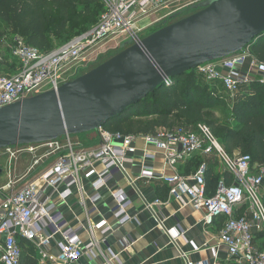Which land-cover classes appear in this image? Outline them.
<instances>
[{
  "label": "built area",
  "instance_id": "2783aa9c",
  "mask_svg": "<svg viewBox=\"0 0 264 264\" xmlns=\"http://www.w3.org/2000/svg\"><path fill=\"white\" fill-rule=\"evenodd\" d=\"M103 12L98 22L86 33L47 54L27 46L22 38L1 39L9 56L18 64L11 75L0 74V109L30 99L40 94L57 91L73 81L80 71L87 73L92 58L100 44L111 37L127 36L133 43L141 41L136 23L150 17L159 9L167 10L178 0H100ZM248 64L246 72L239 69ZM85 74V73H84ZM196 74L208 82L219 81L230 95L249 85L251 76L264 85V63L258 62L249 50L232 57L206 64L196 69ZM171 80L166 81V86ZM95 146L85 148L71 142V136L29 146H17L0 150V168L5 183L0 185V264H20L22 249L18 239L35 247L37 264H80L87 256L95 260L103 240L94 238V230L101 236L111 231L102 221L90 228L91 238L83 243L77 231L64 219L60 207L78 196L79 202L90 203L86 213L96 210L103 199V191L113 203L114 223L123 226L132 221L127 213L130 202L121 188L110 189L105 179L116 174L123 177L129 187L136 190L140 180L158 179L168 187V203L189 205L202 214L206 227L220 225L218 243L225 247L233 264H264V249L254 245L260 235L264 243V167L251 164V159L240 152L229 154L205 124L193 127L179 126L173 129H157L154 135L135 136L111 133L103 128L95 133ZM142 140L146 150L141 152V171L131 177L125 169L128 156L138 150L136 142ZM151 147L153 151L147 150ZM159 152L163 169L157 171L147 165ZM198 156L212 158L230 178L221 179L214 192L206 185L208 164L203 160L196 171L189 175L179 174L175 168L187 164ZM28 157L26 170L17 176L21 158ZM131 161V160H130ZM39 169L37 175L32 173ZM166 171H169L168 173ZM89 183L90 193L83 189ZM137 191V190H136ZM138 193V192H137ZM142 198V197H141ZM143 199V198H142ZM144 208L152 214V204ZM242 214L236 216V213ZM55 243L57 254L50 248ZM200 249H194L198 252ZM215 257V250L212 249ZM185 264H209L192 262L188 254H181ZM102 264H122L119 256L108 251Z\"/></svg>",
  "mask_w": 264,
  "mask_h": 264
},
{
  "label": "water",
  "instance_id": "95a60500",
  "mask_svg": "<svg viewBox=\"0 0 264 264\" xmlns=\"http://www.w3.org/2000/svg\"><path fill=\"white\" fill-rule=\"evenodd\" d=\"M82 76L0 109V150L98 132L166 81L247 50L264 34V0H205ZM0 168V175H1Z\"/></svg>",
  "mask_w": 264,
  "mask_h": 264
},
{
  "label": "trees",
  "instance_id": "16d2710c",
  "mask_svg": "<svg viewBox=\"0 0 264 264\" xmlns=\"http://www.w3.org/2000/svg\"><path fill=\"white\" fill-rule=\"evenodd\" d=\"M102 12L100 0H0V23L5 29L2 37L9 40L20 37L27 46L47 54L61 47L58 42L67 36L95 25ZM75 15L81 17V21L73 20L78 25L72 29L71 20ZM248 50L258 62L264 63V34L255 39ZM12 63L6 62L5 72L0 73H16L18 64L14 59ZM243 90L237 93L229 122L208 120L205 117L208 109L222 105V101L211 94L207 85L199 84L193 70L171 79L170 85L155 90L102 128L111 133L146 136L154 135L160 128L193 127L206 122L229 154L240 152L250 157L252 165L264 167V85L250 82ZM194 162L197 169L201 160L195 158ZM224 177L230 183L227 173ZM217 183V179L206 176L209 192H214ZM262 189L264 192V182ZM256 238L262 241L260 235ZM20 240L17 242L22 247ZM260 249H264V243H260ZM20 264L36 263L21 252Z\"/></svg>",
  "mask_w": 264,
  "mask_h": 264
},
{
  "label": "crops",
  "instance_id": "0c3cea01",
  "mask_svg": "<svg viewBox=\"0 0 264 264\" xmlns=\"http://www.w3.org/2000/svg\"><path fill=\"white\" fill-rule=\"evenodd\" d=\"M248 64H245L239 70L246 72ZM199 84L207 85L211 94L216 96L217 93H228L219 81L207 82V80L198 75ZM203 82V83H202ZM245 87V86H244ZM244 87H241L240 90ZM239 90V91H240ZM239 93V92H238ZM96 135H90L91 145L85 148L95 146ZM138 152L133 156H128V162L125 169L131 177H137L141 171V152L146 150V145L142 140L136 142ZM147 150L153 151L151 147ZM156 159L148 162L147 165L154 167L157 171L163 169L161 161L162 155L157 152ZM208 164V177L215 178L219 182L225 179L224 172L220 171L219 165L212 159H203ZM195 158L193 159L195 161ZM131 160V161H130ZM177 166L175 170L179 174L189 175L196 171L195 162ZM23 164V165H22ZM19 162V175L26 170V164ZM22 166L24 167L23 170ZM167 173L169 171H166ZM222 172V173H221ZM2 178V174L0 175ZM5 178V177H4ZM1 182V180H0ZM110 189L121 188L124 191L126 199L130 202L127 213L133 218L130 223L119 226L114 223L112 218L113 203L103 191V199L96 206V210L90 214L86 213V209L90 207L88 201L79 202L78 196L70 198L65 205L60 207V211L69 225L77 231L83 243H88L91 238L90 228L105 221L112 226L111 231L101 236L99 230H94L93 236L96 240H103L99 245L98 257L91 261L87 256L80 258V264H102L104 258L107 257L108 251L119 256L122 264H185L181 254H188L192 262L205 261L209 264H233L227 255L224 246L218 243L219 224L206 227L202 223V214L195 212L189 205L178 206L175 203H168V187L158 179L150 182L138 181L136 190L129 187L122 176L119 174L105 179ZM4 182L0 183L3 185ZM89 183L83 182V189L88 195L91 191ZM138 192V193H137ZM145 202L152 204L155 200H159L160 205L153 207V212L144 208ZM242 214V211L236 213V216ZM22 244V253L30 259L37 258L34 254L35 247L25 240H20ZM194 249H200L194 252ZM215 250V257L212 253ZM55 243H52L50 254H57Z\"/></svg>",
  "mask_w": 264,
  "mask_h": 264
},
{
  "label": "rangeland",
  "instance_id": "374dc122",
  "mask_svg": "<svg viewBox=\"0 0 264 264\" xmlns=\"http://www.w3.org/2000/svg\"><path fill=\"white\" fill-rule=\"evenodd\" d=\"M178 1L179 2L177 4H175L173 7H171V8L169 7V9H167V10L159 9L156 12H154L150 17H147L146 19H142V20L138 21L136 23V28L142 29V31L139 33L140 38L144 39L145 37L151 35L152 33L156 32L157 30L161 29L162 27L169 25V24H172L173 22H176L180 19H183V18L193 14L195 12V10H192L193 7L197 4L205 1V0H178ZM100 15H98V17H97V22L100 18ZM75 19H79V21H81V17H79L77 15L72 17L71 26H70V28H72V29L78 25L77 23L73 22V20H75ZM93 25L88 26L84 30H77V31H79V33H76V34L72 33L73 35L71 34V35L67 36V38L64 41L58 42L59 45L63 46L65 44H67L68 42H70L71 40L75 39L76 37H79L80 35L88 32L93 27ZM4 31H5L4 26L0 23V72L1 73H4L6 70L7 66H4V64L6 62L13 64L12 63L13 58L9 56V53H8V50L6 49V47L3 44H1V39L3 38L2 35L4 34ZM127 41H129L127 36L117 35V36L111 37L110 39L102 42L100 44V46L98 47L96 55L92 58L91 62H93V64L89 65V67L87 68V70H88L87 72H89L90 70L94 69L95 67L99 66L100 64L104 63L105 61H107L111 57L118 54L120 52V46L122 44L126 43ZM56 43H57V40H56ZM85 71H80L78 73V75L75 76V79L82 76L84 73H86ZM251 82H256L255 76H251ZM242 91H245V90H241L239 92V94ZM239 94L230 95L229 93H225V92L219 93L218 92L217 95L214 97L219 98L222 101V105H220V106L218 105V106H214L213 108H209L205 114V117L208 120L219 121L220 123L229 122L230 121V110L233 106L234 101L236 100V97L239 96ZM199 124L207 125L206 122H201ZM93 134H95V132L77 135V136H71V142L75 145L78 144L79 146L84 145L85 147H89L91 145V141H90L89 137H90V135H93ZM20 161H21V164L22 163L27 164L29 162V158L23 157V158H21ZM218 167H220L219 168V169H221L220 171H223L222 167L220 165ZM23 168L24 167L22 166L21 171L23 170ZM38 172H39V169L34 171L31 176L34 177L35 175L38 174ZM17 176H19V172H17ZM4 177H5V175H3L2 178H0V180H1L0 183L4 182V179H5ZM263 195H264V192H263ZM260 243H263V242L261 240L257 239V240H255L254 245L260 249ZM34 256H35V258L38 257L36 252H35Z\"/></svg>",
  "mask_w": 264,
  "mask_h": 264
}]
</instances>
